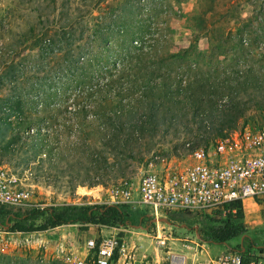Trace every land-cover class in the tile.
I'll return each instance as SVG.
<instances>
[{"label": "rangeland", "instance_id": "374dc122", "mask_svg": "<svg viewBox=\"0 0 264 264\" xmlns=\"http://www.w3.org/2000/svg\"><path fill=\"white\" fill-rule=\"evenodd\" d=\"M202 11H209L204 13L203 21L196 20L198 24L190 25L192 17ZM235 23H241L243 29L244 47L239 56L234 55V39L227 37L233 34ZM68 24L74 29L75 40L67 47L63 40H56L53 31L59 32L61 25L67 28ZM187 25L192 27L190 31ZM201 25L204 28L200 32ZM96 28H103L101 37L94 34ZM78 31L83 32L76 39ZM36 34H42V39L52 38L54 51L41 54ZM134 38L142 39L145 49L154 56L150 55L149 59L144 56L139 71L128 62V68L122 70L121 57L126 51L135 54L128 49H132L129 44ZM215 44L223 45L222 50ZM85 46L96 57L94 66L83 70L78 66L82 61L79 58L75 68H68L64 55L68 52L76 60ZM186 48L191 50L182 52ZM176 52L179 55L172 57ZM235 57H239L237 64ZM133 60L138 63L139 58ZM240 70L244 79L240 96L245 108L234 126L224 130L223 136L215 135L206 125L202 128L198 116L191 111L182 112L180 104H176L179 110L173 115L165 114L166 122L172 119V124L131 140L130 156L102 151L100 136L104 127L100 120L108 111L103 107L106 106L103 97L114 96L124 105L126 101L135 104L139 98L138 88L122 93L123 86L132 88V84L124 82L127 77L143 78L158 85L161 81L166 85L178 81L181 85L187 82L195 85L206 79L212 81L224 76L230 79L240 74ZM104 78L112 82L102 85ZM212 86L210 92H215L216 85ZM217 89L223 88L217 86ZM181 95L184 97L183 92ZM224 100V97L219 100V107ZM16 104L20 110H16ZM159 105L156 108L161 112L162 101ZM204 108L207 109L206 104ZM16 112L31 122L28 133H22L23 146L10 143L8 147L14 145V151L9 152L4 145L10 138ZM262 127L264 0H0V163L31 185L34 202L30 208L101 203L107 198L109 188L120 180L135 182L153 156L181 166L195 147H207L223 138H234L246 130ZM43 132L49 137L39 138ZM29 134L35 135L34 138L26 137ZM78 139L82 141L75 150L66 148ZM33 141L38 144L35 154L30 148ZM87 149L102 151L106 158L104 172H96L98 165L89 161ZM92 175L96 179L93 183L88 180ZM128 208L131 225L74 223L31 232L8 229L9 224L0 226V264H94L92 250L85 241L116 232L126 254V258L116 255L119 262L123 258L128 260L127 254L131 255L127 264H169L172 257L174 264L179 256L188 262L189 258L204 255L196 247L201 241L193 237L200 225L198 214L168 212L165 221L156 220L147 225V209L136 205ZM242 209L247 237L237 236L224 244L206 242L204 249L214 254L225 246H240L251 255L262 253L257 244L264 242V208L245 199ZM155 227L157 235L167 237L164 246L156 242ZM101 228L107 232H100Z\"/></svg>", "mask_w": 264, "mask_h": 264}, {"label": "trees", "instance_id": "16d2710c", "mask_svg": "<svg viewBox=\"0 0 264 264\" xmlns=\"http://www.w3.org/2000/svg\"><path fill=\"white\" fill-rule=\"evenodd\" d=\"M209 12V11H206ZM202 11L200 15L193 16L191 24L195 26L197 21H203L204 13ZM203 14V15H202ZM191 18V17H190ZM202 19V20H201ZM198 24V23H197ZM67 25V24H66ZM61 25L62 27L59 32H54L56 40H63L66 46H70L71 41L74 39V29L71 28V24ZM110 25L109 23L106 26ZM114 25V24H113ZM233 34L228 35L227 37H232L234 39L233 46L235 47V56H239L244 47V41L242 37V27L241 23L233 24ZM110 26L106 27L109 29ZM188 30L192 29L191 26L187 25ZM201 28H204L203 25L198 29L201 32ZM94 34H99L101 37L103 28H96ZM73 32V33H72ZM83 31H78L76 39L80 38V35ZM116 32H119L118 30ZM42 34L35 36V40L38 42V48L41 51V54H48L54 51L55 43L51 39H42ZM54 36V35H53ZM55 38V37H54ZM75 40V39H74ZM34 41V42H36ZM143 40L134 38L131 40L129 50L135 52V54H129L126 51L125 55L121 57L122 62L121 69L126 70L128 68V63H132L139 71L142 66L139 63L144 61V56L150 58L152 52L149 53L148 50L143 46ZM218 50H222L223 45L215 44ZM145 49V50H144ZM193 49V48H192ZM136 50V51H135ZM191 50V48L183 49L182 52ZM92 49L87 46L84 47L74 59L70 57L67 52L64 55V60L67 62V66L76 67L78 59L80 58V66L83 70L88 67H93L96 61V57L92 55ZM149 54V55H148ZM179 53H172L171 56H178ZM139 58L138 63L132 59ZM236 58V64L239 57ZM85 62V63H84ZM124 62V63H123ZM57 76L55 75V78ZM124 80V79H122ZM206 79V82H198L195 85L187 82L183 85L178 81L174 85H166L163 81L161 85H158V82H153L150 84L147 80L141 79H129L127 77L124 82H129L132 84V88L123 86L122 93H129L131 89L138 88L140 91L139 98L136 100V103H128L126 105L122 104L120 99H114V96H104L103 102L106 106H103L108 111L102 114L100 122L103 123L104 132L100 136L102 151H116V154L131 155V149H129V142L133 139H138L141 134L147 132L152 134L153 132L169 126L172 124V119H169L166 122L165 114L169 113L173 115L175 110H179V107L176 104H180V110L182 112L191 111L194 116H198V124L203 128L209 127L215 135H224V130L231 129L236 121V118L241 114L243 108H245L242 97L240 96L244 90V79L243 75H235L234 77L228 79V76H224L220 79H215L209 81ZM112 82L104 78L101 82L102 85H107ZM213 84L215 92H210ZM223 88L221 90L217 89ZM122 87V86H121ZM130 87V86H129ZM102 88V87H101ZM105 89V88H103ZM94 90V89H93ZM100 90V89H99ZM218 90V91H216ZM183 92V96L181 93ZM102 96V95H101ZM181 96V97H180ZM224 97V102L219 107V100ZM157 98V99H155ZM157 100V101H155ZM162 101L161 112L158 111L160 103ZM156 103V104H155ZM164 103H167V106L164 107ZM204 104L207 105V109L204 108ZM16 110H20V105L16 104ZM147 108L145 112L143 109ZM14 110V111H16ZM76 111V110H75ZM16 116L11 124V135L10 138L4 145V148L7 151H14V145L18 144L23 146L25 143L21 141L23 132L28 133L30 127L29 123L31 119L21 117L20 112H16ZM163 117V118H161ZM40 119H37V121ZM8 123V122H7ZM174 124V123H173ZM81 126L87 127L86 125L80 123ZM200 127V128H201ZM80 132V129H78ZM223 132V133H222ZM35 135L29 134L26 137L33 139ZM49 134L43 132L40 134L39 138H47ZM81 139L78 141L68 143L66 148L70 151L76 149L77 144L81 143ZM10 143L14 145L8 147ZM37 142L33 141L30 145V148L33 149V154L36 153L35 149L37 148ZM90 158L89 161L98 165V172H104L106 161L104 155H101L102 151H97L94 149H87ZM95 175L88 176V180L91 183L95 182ZM95 180V181H93ZM234 206L233 213H227L224 218H218L216 216H210L208 214H199L197 219L200 223L196 229V233L200 240L209 242V243H226L228 240H231L237 236H245V227L242 223L243 218V209L240 201H235L231 203ZM0 206V226L6 227L9 224L8 229L16 230L20 232H31V231H42L45 230L48 226H55L60 224H74V223H99L101 225H131L132 216L127 204H114V203H90L82 205H64L61 207H42V208H29L23 212L19 211H10L3 210ZM258 250L264 253V242L257 244ZM232 248H235L232 246ZM241 248L240 246L235 249Z\"/></svg>", "mask_w": 264, "mask_h": 264}, {"label": "built area", "instance_id": "2783aa9c", "mask_svg": "<svg viewBox=\"0 0 264 264\" xmlns=\"http://www.w3.org/2000/svg\"><path fill=\"white\" fill-rule=\"evenodd\" d=\"M244 199L264 208V127L223 138L207 147H195L181 166L153 156L135 182L120 180L109 188L103 202L136 205L147 209V216L156 219L179 211L224 218L234 212L232 202L240 201L243 205ZM33 202L31 185L0 163V206L19 211L30 208ZM157 231L155 227L156 242L164 246L167 237H160ZM193 237L201 241L196 247L204 255L189 258L188 262L181 256V264H264V253L256 256L245 253L243 247L225 246L211 254L203 248L206 242L199 239L196 229ZM85 245L92 250L94 264H127L131 256L127 254L128 260L124 259V243L117 232L90 237ZM116 255H123L121 262ZM173 258L169 264H173Z\"/></svg>", "mask_w": 264, "mask_h": 264}, {"label": "bare ground", "instance_id": "6f19581e", "mask_svg": "<svg viewBox=\"0 0 264 264\" xmlns=\"http://www.w3.org/2000/svg\"><path fill=\"white\" fill-rule=\"evenodd\" d=\"M174 260H175V261H173L174 264H181V257L180 256L176 257Z\"/></svg>", "mask_w": 264, "mask_h": 264}, {"label": "water", "instance_id": "95a60500", "mask_svg": "<svg viewBox=\"0 0 264 264\" xmlns=\"http://www.w3.org/2000/svg\"><path fill=\"white\" fill-rule=\"evenodd\" d=\"M156 220H160V221H165V218L164 217H160V218H158V219H156V218H150V222L152 221V222H155Z\"/></svg>", "mask_w": 264, "mask_h": 264}, {"label": "flooded vegetation", "instance_id": "af4514ba", "mask_svg": "<svg viewBox=\"0 0 264 264\" xmlns=\"http://www.w3.org/2000/svg\"><path fill=\"white\" fill-rule=\"evenodd\" d=\"M147 217H148V216H147ZM147 217H146V218H147ZM148 218H149V219L146 221V224H147V225H151V223H154V222H152V221L150 222V217H148Z\"/></svg>", "mask_w": 264, "mask_h": 264}, {"label": "crops", "instance_id": "0c3cea01", "mask_svg": "<svg viewBox=\"0 0 264 264\" xmlns=\"http://www.w3.org/2000/svg\"><path fill=\"white\" fill-rule=\"evenodd\" d=\"M244 200H245V199H244ZM103 230H104V229L101 228L100 232L103 231ZM105 232H107V230H104V234H105ZM105 235H106V234H105Z\"/></svg>", "mask_w": 264, "mask_h": 264}]
</instances>
